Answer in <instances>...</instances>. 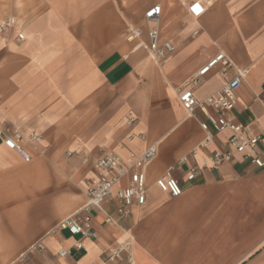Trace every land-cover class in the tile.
<instances>
[{"label": "crops", "instance_id": "crops-1", "mask_svg": "<svg viewBox=\"0 0 264 264\" xmlns=\"http://www.w3.org/2000/svg\"><path fill=\"white\" fill-rule=\"evenodd\" d=\"M191 1L0 0V20L17 21L0 32V121L41 134L45 148L23 162L0 144V264H264V165L236 152L226 132L200 147L203 115H188L177 95L223 53L231 63L225 75L219 64L212 68L193 86L194 96H208L244 70L231 116L253 133L264 128V0H203L197 18L187 13ZM153 4L161 6L162 38L175 47L164 61L132 49L123 35L126 23L153 27L143 20ZM150 143L157 153L145 165L144 205L119 217L114 188L91 209L93 235L58 227L84 203L92 157L100 151L124 157ZM257 150L264 163V139ZM213 152L231 158L213 168ZM185 155L186 164L177 166ZM192 164L199 172L187 181ZM170 167L183 189L178 197L153 184ZM38 241L43 248L27 252ZM76 241L82 248L73 247ZM126 241L129 249L106 262V253ZM61 248L68 250L64 257L56 254Z\"/></svg>", "mask_w": 264, "mask_h": 264}, {"label": "built area", "instance_id": "built-area-1", "mask_svg": "<svg viewBox=\"0 0 264 264\" xmlns=\"http://www.w3.org/2000/svg\"><path fill=\"white\" fill-rule=\"evenodd\" d=\"M203 0H192L187 13L192 18L199 17L205 10ZM161 6L153 4L144 11L143 20L145 23L152 22V28H143L134 23H126L123 29L125 41L132 45V49L144 48L148 55L157 61L167 60L174 52V45L165 40L160 32ZM17 26L15 17L9 16L0 20V32ZM194 31L193 34H196ZM145 37V38H144ZM24 35L21 31L17 32L16 40L21 41ZM220 65L218 72L225 75L227 68L231 66L230 61L223 53L209 58L190 78L186 79L177 89L178 101L181 107L188 115L195 116L200 112L203 118L199 120V127L203 132V138L199 146L203 147L213 138L216 133L226 132L227 139L232 148L241 153L245 159H248L254 165L261 167L264 165L260 157L257 144L264 139V128L259 133H253L247 125L235 123L231 116V109L234 107L236 92L241 85V80L245 71H237L236 74L227 78L222 87L198 99L194 96L193 86L198 85L205 75L212 69ZM133 121V119H130ZM25 121V117L19 118V122ZM42 135L32 130H23L19 123L2 120L0 121V144L6 149L16 153L23 162H29L34 157L43 156L45 148L41 146ZM74 152H68V156L76 155ZM156 143H150L140 153L128 151L121 157L113 152L100 151L92 160L94 175L84 189V203L73 213L62 219L58 227L67 230L72 235L91 236L90 222L92 218L91 209L100 208L102 203L111 196L115 188L114 200L115 211L119 217H126L133 206L145 204L146 193L148 189L145 165L156 155ZM77 156V155H76ZM81 162L86 164L89 158L86 155H78ZM211 167H217L223 161L230 160L231 153L213 152L210 155ZM187 156H182L177 166L186 164ZM174 167L165 170L157 176L153 184L155 187L169 194L170 197H178L182 193V186L179 181L172 176ZM199 172L195 165H188L185 171V179L193 181ZM107 222L114 221L110 215H106ZM129 241H126L116 248L110 250L105 255V261L114 263L122 251L129 249ZM76 249L82 248V242L76 241L73 244ZM43 244L38 241L33 243L27 252L42 249ZM58 257H64L68 250L61 248L57 251ZM128 261L131 263V257L128 253Z\"/></svg>", "mask_w": 264, "mask_h": 264}, {"label": "rangeland", "instance_id": "rangeland-1", "mask_svg": "<svg viewBox=\"0 0 264 264\" xmlns=\"http://www.w3.org/2000/svg\"><path fill=\"white\" fill-rule=\"evenodd\" d=\"M74 154V153H73ZM81 153H76V155L78 156V155H80ZM73 156V155H72ZM80 157V156H79ZM93 158V157H92ZM22 228V223H19L18 224V229H21ZM20 231V230H19Z\"/></svg>", "mask_w": 264, "mask_h": 264}]
</instances>
